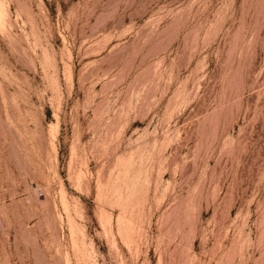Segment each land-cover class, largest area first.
<instances>
[{
    "label": "rangeland",
    "instance_id": "1",
    "mask_svg": "<svg viewBox=\"0 0 264 264\" xmlns=\"http://www.w3.org/2000/svg\"><path fill=\"white\" fill-rule=\"evenodd\" d=\"M0 264H264V0H0Z\"/></svg>",
    "mask_w": 264,
    "mask_h": 264
}]
</instances>
